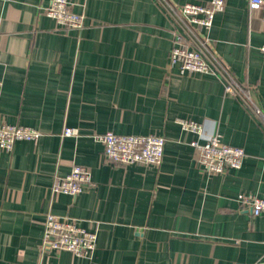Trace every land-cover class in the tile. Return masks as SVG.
I'll return each mask as SVG.
<instances>
[{
    "label": "crops",
    "instance_id": "obj_1",
    "mask_svg": "<svg viewBox=\"0 0 264 264\" xmlns=\"http://www.w3.org/2000/svg\"><path fill=\"white\" fill-rule=\"evenodd\" d=\"M49 1L0 0V123L41 133L0 148V264H264V215L236 201L264 199L263 124L216 78L169 67L172 21L158 0H68L82 30L41 14ZM224 2L206 36L264 114V6ZM66 127L78 136L61 137ZM108 131L163 136L161 164H106L91 136ZM214 134L243 149L239 169L201 173L190 143ZM74 164L92 185L53 193ZM48 213L95 232L93 253L41 252Z\"/></svg>",
    "mask_w": 264,
    "mask_h": 264
},
{
    "label": "built area",
    "instance_id": "obj_2",
    "mask_svg": "<svg viewBox=\"0 0 264 264\" xmlns=\"http://www.w3.org/2000/svg\"><path fill=\"white\" fill-rule=\"evenodd\" d=\"M172 21V47L168 57L169 67H176L180 75L204 74L216 78L225 95L233 97L264 126V114L256 106L252 91L241 85L215 55L206 33L211 29L216 14L223 11L224 0H210L205 4L186 3L176 7L158 0ZM264 6L263 0H248L250 11ZM41 14L55 20L61 29L82 30L84 16L73 11L68 0H50ZM264 54V46L260 48ZM182 130L201 133V126L193 121L179 120ZM77 130L64 128L61 137H77ZM41 133L28 127L0 123V148L11 151L20 140L35 142ZM91 138L102 146L103 161L118 166L158 167L163 159L165 138L158 135H116L113 132L94 134ZM190 146L201 173L207 176L223 175L229 169H239L246 157L243 149L221 141L218 134L210 135L202 144L193 141ZM91 184L89 171L74 164L69 173L56 177L51 187L53 193L75 197ZM241 208L252 217L264 215V199L250 194L236 198ZM97 235L77 224L74 219L48 213L45 217L41 252L67 251L76 257H89L96 245Z\"/></svg>",
    "mask_w": 264,
    "mask_h": 264
}]
</instances>
